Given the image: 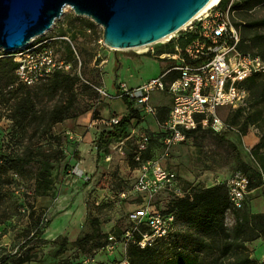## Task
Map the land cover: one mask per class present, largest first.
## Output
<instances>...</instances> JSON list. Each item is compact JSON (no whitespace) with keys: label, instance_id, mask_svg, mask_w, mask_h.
<instances>
[{"label":"rangeland","instance_id":"374dc122","mask_svg":"<svg viewBox=\"0 0 264 264\" xmlns=\"http://www.w3.org/2000/svg\"><path fill=\"white\" fill-rule=\"evenodd\" d=\"M237 2L229 17L237 24L240 46L264 59V24L244 25L264 19V0ZM74 15L65 7L52 31L69 39L52 42L56 58L80 61L81 76L72 86L53 92L50 79L23 87L11 71L8 80L0 76V260L27 255L21 264H84L86 260L141 264V255L129 251L137 230L127 215L139 200H120L118 192L134 179L133 156L142 136L147 137L146 155L160 153L156 122L163 111L143 116L139 124L127 128L125 136L104 147L97 149L95 140L101 130L110 128L109 118L124 111V103L115 97V82L132 88L157 77L168 62L145 52L157 53L167 41L115 50L103 44L101 26L92 23L87 31ZM13 53L0 49V69L5 63L11 70L8 55ZM248 86L250 109L224 112L234 129L222 133L201 130L174 145L162 160L191 191L225 185L235 169H243L242 164L264 174V73L251 76ZM104 87L109 97L99 91ZM18 88L28 92L34 104L24 117L13 93ZM62 102L72 104L76 116L52 122ZM151 103L163 108L170 100L165 93L153 91ZM92 112L97 118H91ZM1 152L6 159L18 154L20 160L3 164ZM246 197L244 209H225L221 227L212 231L179 216L172 238L155 243L143 255L144 264H167L177 255L191 258L189 264H234L241 256L253 264H264V190L252 189ZM170 199L158 198L156 208H167ZM35 229L43 231L35 236ZM110 236L113 247L107 249Z\"/></svg>","mask_w":264,"mask_h":264},{"label":"built area","instance_id":"2783aa9c","mask_svg":"<svg viewBox=\"0 0 264 264\" xmlns=\"http://www.w3.org/2000/svg\"><path fill=\"white\" fill-rule=\"evenodd\" d=\"M231 3L232 0H229L222 8L218 0L174 32L173 36L166 39L167 42L173 37L177 38L179 34H193V37L184 45L175 43L172 52L157 54L152 49H147L145 53L168 62V66L157 77L132 88L124 82H116L115 97L127 96L128 101L142 116L157 115V106L151 103V92L165 93L170 100L165 119L156 122L161 133L160 153L156 157L143 158L147 137L142 136L133 156L136 163L133 169L134 179L127 189L118 192L120 200H139L127 215L135 224V230H138L140 224L148 227V231L143 232L136 241L140 248L151 245L156 240L167 239L176 230L174 213H164L156 208L155 200L166 196L184 197L188 193L176 172L166 167L162 160L168 157L174 145L187 140L188 131L209 130L222 133L234 129V126L220 117L219 109L246 107L249 90L244 81L249 76L264 73V59L239 48L240 35L229 17L233 11ZM86 30L90 31V27ZM47 32L13 53L17 64V81L26 86L47 79L56 70L70 71L72 68L70 62L56 58L52 46L57 38L69 41L68 37H48ZM99 91L108 96L104 90ZM119 118L111 116L109 124H116ZM225 186L230 207L233 210L241 209L250 192L248 175L235 169L226 179ZM259 188L264 190V182ZM1 231L0 228V233ZM112 238L109 237L107 249L113 247ZM84 264L92 263L86 260Z\"/></svg>","mask_w":264,"mask_h":264},{"label":"water","instance_id":"95a60500","mask_svg":"<svg viewBox=\"0 0 264 264\" xmlns=\"http://www.w3.org/2000/svg\"><path fill=\"white\" fill-rule=\"evenodd\" d=\"M210 0H0V49L13 52L49 31L69 7L102 28L115 50L133 49L180 29Z\"/></svg>","mask_w":264,"mask_h":264},{"label":"trees","instance_id":"16d2710c","mask_svg":"<svg viewBox=\"0 0 264 264\" xmlns=\"http://www.w3.org/2000/svg\"><path fill=\"white\" fill-rule=\"evenodd\" d=\"M228 1L229 0H219V6L224 8L226 6V4L228 3ZM238 5L239 4H238L237 0H232L231 9L234 10L235 7H237ZM74 19L79 20V24H80L79 26H80V28H83V29H85L86 27H89V25H91L93 23L88 18L83 17V16L74 15ZM263 24H264V19L257 20V21H251V22H248L244 25L247 27H250V26H254V25H263ZM233 25L236 26L237 24L233 22ZM53 29H54V27H52L51 30H49L47 32L46 35L48 37H50V36H57V37L65 36L64 33H59V32H57L55 35L52 34ZM192 37H193V34H185V35L179 34L177 38L171 39V40H169V42L164 44L166 47H164L161 50H157V54L162 53V52H172L173 46L175 43H178L179 45H184ZM56 40H61V41H64L65 43L67 42V40L62 39V38H57ZM240 45H241V40H240L239 48L243 52H250V51L242 49ZM250 53L258 54L255 52H250ZM258 55H260V54H258ZM8 56L12 60L11 70H9L8 67H6L5 63H3V65L0 69V76L4 80H8L10 77L9 72L11 71L13 73V76L17 80L16 75H15V68H16L17 64L13 59V54H10ZM77 59L78 58H73L72 63L70 62V60H68V61L66 60L67 62L71 63L72 68L70 71L56 70L50 77L47 78V79H50V82H51L50 91L62 92L64 86H67V85L72 86L73 85L72 82H74V79H77L81 76L80 75V61H78ZM250 77L251 76H249L244 81V85L249 90V100H248L246 107L235 109V110H232L229 108H222V109H219V111H218L220 117L224 121L228 122L229 124H230V122L227 121V119H226L227 115L226 114L224 115L225 111L231 110L234 112V114L244 113L245 111H248L251 107L250 88L248 86V80L250 79ZM20 84L23 87H29V86H26L22 83H20ZM86 87H88V86H86ZM115 87L117 89L116 82H115ZM70 90L72 91V87L70 88ZM13 93L19 99V103H20L19 109L21 112L20 115L22 117L26 116L27 114H29L31 106L34 105L32 103V96L28 92L23 91L22 88L16 89ZM118 98H120L122 100V102L124 103V105L126 106L127 113L125 115H122L119 118L118 122L116 124L111 125L109 129L101 130L98 133L96 140H95L97 149L106 146L111 141H115V140L119 139L120 137L125 136L128 127H130L134 124H139L140 121L143 119V116L141 115L140 111L137 108L132 106V104L128 101L127 96L122 95ZM161 107L162 106H157V114L159 113L160 109L163 111V117H159L158 121H163L165 119L169 105L165 106L163 108H161ZM76 113L77 112H75L73 110L72 104H69L67 106L66 102H64L63 106H59L57 108V112L55 114V117L52 119V122L63 121L64 119H67L69 117H74V116H76ZM94 117L97 118V114L95 116V114L92 112L91 118H94ZM202 131H204V130H202ZM205 131H209V130H205ZM198 132L199 131H193V130L188 131L187 137L190 138L191 136L197 134ZM157 134L161 138V133L159 131H157ZM0 150L2 151L1 147H0ZM1 155L3 157V161H2L3 164H5V161L15 162V161L20 160V157L18 154H13V156H11V157L8 156L7 159L5 158V156H7L5 154V152H1ZM142 156H143V158H151L153 155L152 154L146 155L144 153ZM135 166H136V163L134 162V167ZM7 167L11 168L12 166L10 165ZM242 167H243V169L242 168H237V169L242 170L243 172H245L248 175V177H249L248 190L251 191L252 189H258L260 186H262V184L264 182V174L263 173H259L257 171L251 170L249 167H247L244 164H242ZM4 168H5V166H4ZM183 187L185 189H188V193L184 197L171 196V199L167 202V208L160 209V210L164 213H166V212L174 213L175 221L177 220V218L179 216H183L190 221H195L198 225L203 227L205 230L212 231L216 227H221V225H222V219H221L222 213L224 212L225 209L230 207V202H229L226 186L224 184L223 185L217 184V185H214L212 187L203 189L201 191H191V189H189L185 185H183ZM244 206H245V203L241 209L235 210V211L243 210ZM89 222H91V223L95 222L94 218H89ZM139 226H143V227H140V229H138L137 232H134L133 244L130 246L129 251L135 252L136 255H141L140 263L144 264L145 262H144L143 255L146 254L147 252H149L152 249V246L162 239L156 240L153 244L148 245L144 248H140L136 244V241L138 239H140L141 234L143 232L148 231V227L144 224H140ZM42 231H43L42 229H40V230L35 229V231L33 232V235L39 236L42 233ZM172 236H170L168 238H172ZM84 237H89V235L88 236L85 235ZM227 248L228 247H226V250H227ZM27 260H28L27 255H24V256L20 255L17 257L14 255H8V256H6L0 260V264H8V263L21 264ZM190 261H192V259L189 258L188 256L177 255V256H175V258H173V259L171 258L167 262V264H189ZM234 264H253V263L247 256H241L235 260Z\"/></svg>","mask_w":264,"mask_h":264},{"label":"bare ground","instance_id":"6f19581e","mask_svg":"<svg viewBox=\"0 0 264 264\" xmlns=\"http://www.w3.org/2000/svg\"><path fill=\"white\" fill-rule=\"evenodd\" d=\"M216 2H218V0H210L195 16H198L199 14H201L202 12H204L206 9H208L209 7H211L212 5H214ZM194 16V17H195ZM186 24V23H185ZM184 24V25H185ZM183 25V26H184ZM173 34H174V32H172V33H170V34H168V35H166V36H164V37H162V38H160V39H158L157 41H155V42H153V43H150V44H155V43H157V42H160V41H162V40H166V39H168L169 37H171V36H173ZM149 44V45H150ZM148 44H146V45H141V46H138V47H135V48H133V49H141V48H144L145 46H147Z\"/></svg>","mask_w":264,"mask_h":264},{"label":"crops","instance_id":"0c3cea01","mask_svg":"<svg viewBox=\"0 0 264 264\" xmlns=\"http://www.w3.org/2000/svg\"><path fill=\"white\" fill-rule=\"evenodd\" d=\"M104 91L106 92V89H105V87H104ZM122 109L124 110L121 114H119L117 117H121L122 115H125L126 113H127V109H126V106L123 104L122 105ZM112 112H115V113H117L116 111H112ZM101 115H103V113L101 114ZM157 124V123H156ZM156 129H158V126L156 125ZM105 130V129H104ZM77 149L79 150L80 149V145H78V147H77ZM258 189H260V188H258Z\"/></svg>","mask_w":264,"mask_h":264}]
</instances>
